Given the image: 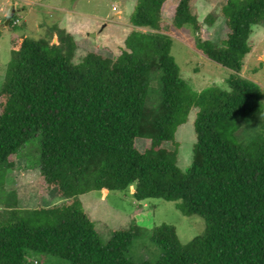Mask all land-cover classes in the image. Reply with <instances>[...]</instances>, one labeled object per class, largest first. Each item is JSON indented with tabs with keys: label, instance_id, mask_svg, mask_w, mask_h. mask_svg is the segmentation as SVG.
I'll list each match as a JSON object with an SVG mask.
<instances>
[{
	"label": "trees",
	"instance_id": "trees-1",
	"mask_svg": "<svg viewBox=\"0 0 264 264\" xmlns=\"http://www.w3.org/2000/svg\"><path fill=\"white\" fill-rule=\"evenodd\" d=\"M167 13L176 29L201 28L191 0H135V29L115 57L88 52L72 63L76 44L64 29L54 28L57 44L11 42L0 87V170L15 169L14 153L38 135L42 192L34 210L0 209V264H28L29 253L67 264H264V123L247 144L219 130L264 114L260 87L238 76L252 28L264 26V0H226L217 15L224 37L195 40L201 55L231 72L226 89L195 92L182 79ZM192 108L195 143L182 172L174 131ZM130 186L136 202L170 201L183 216L202 218V234L181 244L171 226L153 228L154 262L127 257L131 228L102 244L78 197ZM44 195L65 201L47 207Z\"/></svg>",
	"mask_w": 264,
	"mask_h": 264
},
{
	"label": "rangeland",
	"instance_id": "rangeland-1",
	"mask_svg": "<svg viewBox=\"0 0 264 264\" xmlns=\"http://www.w3.org/2000/svg\"><path fill=\"white\" fill-rule=\"evenodd\" d=\"M225 3L226 0H191V10L201 24L197 33L187 25L174 28L170 15L164 16V28L171 40L170 54L182 79L195 92L210 86L226 89L225 80L231 72L195 49L196 38L215 42L224 37L225 29L217 15ZM134 4L135 0H0V87L10 59L11 42L41 38L57 44L54 28L64 29L73 37L76 49L71 61L74 64L88 52L111 58L117 56L124 49L125 37L135 29L130 24ZM11 11L15 28L9 27V22L5 25ZM248 43L250 51L244 56L238 76L254 82L264 93V26L252 28ZM155 86V79H152V89L148 94L150 102L154 98ZM195 118L196 109L192 108L174 131L175 164L182 172L192 162ZM263 123L264 114L245 120L233 119L222 123L219 130L228 141L247 144L261 132ZM39 156L40 138L36 135L14 153L15 169L0 170V209H36L42 192ZM132 190L133 186L123 192L89 191L78 197L102 244L108 241L112 231L131 228L134 238L127 257L135 262H154L160 250L151 241L153 228L171 226L181 244L202 234L205 228L202 218L183 216L170 201L147 199L136 202L132 198ZM43 198L48 202L47 207L58 206L65 201L49 199L48 195ZM26 260L28 264H67L58 258L37 253H29Z\"/></svg>",
	"mask_w": 264,
	"mask_h": 264
},
{
	"label": "water",
	"instance_id": "water-1",
	"mask_svg": "<svg viewBox=\"0 0 264 264\" xmlns=\"http://www.w3.org/2000/svg\"><path fill=\"white\" fill-rule=\"evenodd\" d=\"M12 13H13V11H11V13L9 14V17L6 18V20H5V25L10 21V18H11V16H12ZM263 60H264V56H263Z\"/></svg>",
	"mask_w": 264,
	"mask_h": 264
},
{
	"label": "crops",
	"instance_id": "crops-1",
	"mask_svg": "<svg viewBox=\"0 0 264 264\" xmlns=\"http://www.w3.org/2000/svg\"><path fill=\"white\" fill-rule=\"evenodd\" d=\"M80 196H81V195H80ZM80 196H79V197H80Z\"/></svg>",
	"mask_w": 264,
	"mask_h": 264
}]
</instances>
